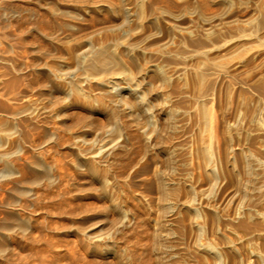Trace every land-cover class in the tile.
<instances>
[{
	"label": "rangeland",
	"instance_id": "1",
	"mask_svg": "<svg viewBox=\"0 0 264 264\" xmlns=\"http://www.w3.org/2000/svg\"><path fill=\"white\" fill-rule=\"evenodd\" d=\"M2 1L10 0H0V2ZM209 3L212 5L210 6ZM208 5L210 8H208ZM222 8L219 3L216 4V2L209 1L204 7L205 12H208L207 14L209 15L219 12ZM210 9L211 11H209ZM214 10L216 11L214 12ZM211 12L212 14H210ZM228 12L220 21L218 17H213L214 19H211L210 22H204L199 19H195V22H187V24L193 26L197 25L195 28H199L197 30L201 33L207 27H212L210 29L212 31L211 35L201 40L200 44H195L197 48L193 45L195 51L193 48H191L193 51L190 49L191 45L186 44V47L184 44L187 50L184 48L183 54H177L183 61L176 57L177 59L174 58L166 62L169 67L172 64H179L183 67L176 85L184 91L182 94L185 95L176 106L178 109L176 117L178 118L179 116L178 119L181 121L179 122L176 119L178 122L176 121L175 129L177 127L178 129L177 131L174 129L167 132L172 140L167 138V143L165 141L164 143L168 145H161L163 148L168 147L166 149L170 157L169 160H171L168 163H166L167 160L165 159L166 150L164 151L163 148V150L161 148L158 150L159 147L151 146L153 142V139H151L153 137L152 132H145L142 128L139 129L135 123L127 120V116H123V120H126H124L125 122L123 121V124L128 121L129 126L127 125V129L128 132L132 133H127V129L124 127L126 135L130 136V138L127 136V139L132 142L131 144L130 142L128 143V140L126 142V162L124 156V159L123 157L121 159L118 158L119 161L122 160L124 162L120 161L121 165L118 159V163L114 160L112 164L115 165V169L112 164V166H107L105 162L102 163L106 166L105 169L107 168V171L108 167H110V171L107 172L105 170V174L108 175H105V178H107L109 188L106 187L104 189L98 184L95 185L96 183L86 180L87 172L80 171V169L77 171L78 168L74 164H70L72 155L68 146L62 143H69L73 137L72 134L67 133L70 129L68 130L61 125L58 119L53 118L56 121L53 122L51 120L52 117L43 119V116H40V118L38 117V122H34V125L36 124L35 128L34 125L33 127L31 125L28 126L30 128L27 127L29 133L25 131L26 136L20 137L23 139H20L21 144L24 143V145H21L23 149L19 153L20 158L18 156L17 160V158L13 157L12 160L21 163L23 160L20 159H22L24 154V156H30L37 152H42L48 161H52L53 158H55L53 161H56L57 158L58 165L57 162H54V171L56 169L55 172L57 174L61 171V175L56 181L57 183L60 182L61 185L60 183H56L57 186L54 183L53 186L52 184H49L50 186L32 184L33 192H36V195H31L33 197L31 198L30 196L28 199L29 195H26V193L23 194L16 190L15 195V190L12 191L13 193L8 192L10 188L14 187L10 177L0 178V200H2L0 201V208L3 210H0V214L3 212L0 215L2 216L0 217V224H2L3 219L8 220L9 215L5 214L7 208L17 212L21 211L18 212L19 217H31L30 221L32 224H30L32 226L31 229H29L30 227L28 228L30 231L25 230V232L14 229L15 227H12V225L9 229H12L13 232L2 227L3 230H0V236L6 229V232H9L7 235L0 237V243L3 237L5 241L2 239V242H4L1 243L2 246L9 248L5 250V256L0 253L1 264H264V168H262L264 167V0H232V5ZM62 17L61 15L53 16L58 22L61 20L63 32L66 34L67 29L62 23L66 17ZM13 20L10 19V23L14 24L15 22L18 25ZM9 21H3L0 24V38L3 39H0V55L2 57H8V54L11 55L9 60L0 59V85L2 80L8 79L7 77L10 78L12 74L14 76L19 75V73L14 74L16 71L19 72L16 67V62H19L18 59L32 66V63L29 62H33L32 58L35 56L34 51L28 48L29 44H26V40L22 41L25 33L15 24L10 25ZM89 23V21L85 23L78 33L82 34L88 31L91 24ZM61 34L64 37V34L60 32ZM63 37L60 36L62 38L60 39L58 35V40L55 39L58 47L57 50H54V56H59L58 52L59 54L61 53L62 43H66L65 39H69L66 36L63 39ZM17 40H20L21 44ZM4 41L8 42L5 43ZM203 43L205 44L202 45ZM11 44H14L12 49L10 48ZM173 45L175 44L173 43ZM3 47L10 48V50ZM1 49H4V51L2 50L3 53ZM20 51L25 55L22 56ZM16 53L19 56L21 54L23 58H19ZM12 54H14L13 58ZM52 57H47V62L54 60L55 57L53 59ZM13 59H16V61ZM28 59L31 60L29 61ZM57 59L60 58L56 57L55 60ZM12 61L15 62V67ZM10 67H12V71H10ZM13 68H15L14 72ZM29 69L23 73V75L27 72L28 74L22 76L26 83L32 76L29 74L34 73V71H31L32 69ZM196 74L198 75L196 76ZM25 77H28V79ZM21 79L19 82L21 81L20 84L22 86ZM3 87L2 83L0 86V94L2 93L0 95L2 96V99L0 97V117L6 113L9 105L13 104L11 102H14V100L10 101L9 99L6 102V94L3 95L4 92L1 90ZM34 91H37L36 87L32 91V95ZM11 95L12 93H9V97ZM37 95H39L38 91L34 94V98L35 96L38 97ZM41 96L40 94V97H38L40 99V101L38 100V103L40 102L39 105L48 101L47 97H45L46 95ZM257 96L261 105L259 106L256 119L249 122L248 114L251 113L254 99ZM42 98H45V101ZM19 100L21 101V99H18L16 102ZM4 103L9 105H3ZM4 107H7L6 110ZM41 120L49 122L47 124L50 129L57 131V136L49 143H43L40 148L38 147V150L37 145H41L42 138L40 137L43 136ZM39 121L41 122L39 123ZM37 124L40 128L39 126L37 127ZM57 127H62L60 131L64 132L60 133ZM38 128L42 133L40 135ZM30 129L33 130L30 131ZM245 130H248L250 135L247 138L248 140L244 142L242 135ZM146 133L150 136L146 137ZM30 137L34 140L30 139L28 141ZM165 137L168 136L165 135ZM26 139L28 140L26 141ZM56 139L57 145L54 143ZM49 144L57 146V149ZM32 147L34 152L31 149ZM42 147H44L45 152L47 150L50 154L53 151L55 153L52 152L54 156L51 154L53 156L51 157L48 153L46 157L45 154L47 152L44 153ZM60 149L61 151H59ZM65 149L67 150L66 152ZM247 150L251 156L261 161L262 166L260 164V167L257 166V169L255 168L256 182L249 183L250 187L246 185L242 188L240 187L242 186L241 183L245 182L248 177L243 160V154ZM57 153L63 154L58 155ZM65 155L71 156L66 158ZM68 161L70 162L68 163ZM165 163L169 165L167 166ZM16 165L19 164L16 163ZM118 165L120 169L117 168ZM21 167L22 164H20V167L18 166L20 171L17 178L19 177L26 181L22 184L18 183V188H26L30 183H27L30 179V171L22 167L23 171ZM58 167L60 170L57 169ZM115 170L118 179L115 175L116 173H114ZM159 174H162L164 178L166 177V190L170 186L167 192L169 191V197L172 198L169 199L170 203L168 201L169 204L167 206L163 205L160 199V189L158 182L156 183L158 180L156 177ZM75 176H78V178H75ZM111 177L115 179L116 184H118L117 187ZM71 179L74 180L72 181ZM80 181L85 183L83 182V184ZM88 181L90 183H87ZM70 182L72 183L71 185ZM80 183L84 186L80 185ZM109 183H113L110 184L111 187ZM76 185L82 187L79 189ZM7 186L8 190H5ZM47 187H50L49 190ZM107 189L109 190L107 191ZM112 189L113 191H111ZM247 189H249V192H247ZM91 190L94 191L92 192ZM105 190L106 192H104ZM5 191L10 195L12 194L10 201L12 200L13 205L9 204L8 206L4 202L8 201L10 197L6 195ZM110 193L114 199L110 197ZM26 196L28 200H31L29 201L30 203L32 202L31 204L28 200L25 202ZM105 196L106 198L109 197L108 200L104 198ZM119 207L120 209H118ZM26 209L27 212L25 211ZM103 209L107 215H104V212H99L103 211ZM75 210H77V213ZM92 213L93 215H91ZM116 226H119V228ZM87 229L89 230L86 232ZM24 233L27 235L25 234L24 236ZM15 235L16 237H14ZM90 236L92 239L89 238ZM99 236L102 237L100 238ZM113 238L116 239L114 240ZM90 241L91 243H89ZM93 243L97 246L92 245ZM108 243L114 244L107 245ZM13 245L14 247L17 245L15 250H13ZM7 252H10V255ZM119 259L122 261L120 262Z\"/></svg>",
	"mask_w": 264,
	"mask_h": 264
},
{
	"label": "bare ground",
	"instance_id": "2",
	"mask_svg": "<svg viewBox=\"0 0 264 264\" xmlns=\"http://www.w3.org/2000/svg\"><path fill=\"white\" fill-rule=\"evenodd\" d=\"M13 1L10 0V1L0 2V24H2L3 21H6V20L9 21L10 19L12 20L14 19L18 24L16 25V23L14 22L15 26L20 27L22 32L25 33V35L22 37V41L26 40L25 41L26 44L27 45L29 44L28 48L34 51L33 53L35 56L34 58H32L33 62L30 61L31 59L30 60L28 59L30 61L29 63H32V66L18 59L19 62H16L17 63L16 67H17V70H19V72L18 71L14 72L15 68H13V72L14 74L19 73V75L14 76L11 73L12 76H10L11 75L10 74L9 75L10 78L7 77L8 79H4V81L2 80L3 82L1 81V85L3 83V86H4L1 90H3L4 92L3 95L6 94V102H8L7 101L8 99L10 101L14 100V102L13 101L11 102L14 105L13 104L9 105L8 103H6L9 105V107L8 108L4 107V108L5 110L6 108L8 110L6 111L4 115L2 114L3 115L2 117H0V178L10 177V179H12V182L8 180L7 181L11 182L12 186L14 187L12 186H11L12 188L9 187L10 191L8 192H12L13 190H15L14 191L15 195H16V190L23 194L26 193V195H29L28 199L31 195H36L35 194L36 192H33L34 190H33L32 184H36V185L39 184V186L41 184H46L45 186L47 185L50 186L49 184H52L53 186V183H54V185L57 186V184L60 183V182L57 183L56 181H58L59 175H61L60 173L61 171L59 172L60 174L59 173L57 174L55 172L56 169L54 171V162L58 161L57 158H56V161H53L55 160V158L53 159L50 158L52 159L53 161L52 162L51 160L48 161L43 156L44 154L42 152H37L33 154L30 153L32 154L30 156H24L25 154L23 152L24 155L22 154L23 157L22 159H20V160H23L22 162L20 161L21 163H18L17 161L15 162L14 160H12L13 157L17 158L19 156L20 151L23 149L21 145L22 144L24 145V143L21 144L20 137L26 136L25 131H27L26 133H29L27 130V127L30 125L33 127L34 122L35 123L38 122V117L40 118V116H43V119L47 117L49 118L52 117L51 120H53V122H56L54 121L53 118L58 119V122H60L61 125H63L66 129L71 130V132H69L70 131L69 130L67 133L72 134V137H73L72 141L69 142L67 139L69 143L67 144L62 143L63 145L68 146L70 154L72 155L71 159L73 163L71 162L70 164L71 165L74 164L78 168L77 171L80 169V171L83 170L84 172H87L88 176H86L85 179L89 180L90 182H94V184L96 183L95 185L98 184L100 187L104 189H106V187L109 188V186L107 184V180H106L107 178H105L106 176H108L105 174V170L107 171V168L105 169L106 166L103 165L102 163L105 162L107 166H112L113 165L112 163H114V160H116V163H118L117 162L118 158L121 159L123 156L124 157L126 156L125 155L127 151L126 142L127 140H128V143L130 142V144L132 142L130 139H127L128 137L130 138V136L126 135V132L129 134L131 133L130 131L128 132V129H127V125L129 126V122H128L129 120L131 123L132 122L135 123V125L139 127V129L142 128L145 132L147 131L152 132L153 137H151V139H153V142L151 140L152 142L151 146L155 145L156 147H159L158 150L160 148L162 149L163 147H161V145L165 144L164 141L166 142L170 138L169 137L170 134L167 132L174 130L176 123L179 121L178 119L179 116L178 118L176 117V113H178L177 112L178 109L176 106L178 105L181 98H184L185 96L182 94L184 91L182 89H179L178 86L176 85L177 79L181 75L180 73L183 67L179 64L178 65L172 64L171 67H169L168 65H166V62H169L170 60L176 57L179 58L177 54L184 52V50L186 49L185 48L186 44H189L192 46L190 47V49L191 48L194 49V47L199 42H201V40H204L211 35L212 31L210 29L212 27L211 28L207 27L205 31L201 33L200 31L197 30L199 28L197 29L195 28V26L197 27V25L193 26V25L187 24V22L189 23L195 22V19H199L204 22H210L211 19H214L215 17H218L220 21V19L225 14H227L228 10L230 9L232 5V0H207V1L206 0H17L14 2ZM208 1L216 2V4L219 3L221 7L223 8L219 10V12L214 13L213 15H209L207 14L208 12L206 13L204 9ZM210 6L208 8H210ZM209 11H211V9ZM215 11L216 10H214V12ZM210 14H212V12ZM54 15L55 16L61 15V17L62 16L66 17V19L62 22L63 25H65V28L67 29L66 34H64L63 32L64 30L62 29V24L60 22L61 20L59 22L57 21V19L55 20L53 18ZM88 21L91 23V24L89 23L90 29L88 28L89 27L88 26L87 27V29H89L88 31L82 34L78 33L82 29L84 24L87 23ZM10 22L11 21H9V23ZM14 24L10 23V25H14ZM201 26L203 25L201 24ZM60 32L64 34V37L65 36L66 38L69 37V39L68 38H67L68 40L65 39L66 43L64 42L62 43L63 46H61V50L59 49L61 53L59 54L58 52L59 56H54V50L55 49L57 50V47H58L55 41L58 40L57 38L58 35H59V38L60 36L63 37L62 34L60 35ZM10 39H13V38H10ZM4 42L7 43L8 41H4ZM173 43L175 45H173ZM19 44H21V41L19 42ZM204 44L205 43H203L202 45ZM2 45H3V42H2ZM4 45H7V44H4ZM11 45L12 46L10 48L12 49L14 44H11ZM3 48L10 50V48H5V47ZM4 49H1V51L2 50L4 51ZM20 53L22 52L20 51ZM13 55L14 54H12V58H13ZM16 55L19 56V54L17 53ZM23 55L25 54L22 53V56ZM184 55L186 56V54ZM10 56L11 55L9 54H8V57H5V56L2 57V55H0V59L9 60ZM20 56L19 58L22 59L23 57L22 56L20 57ZM51 56L55 57L54 60L47 62V57L49 58ZM56 57L60 59L55 60ZM179 59L180 61H183L181 57ZM14 61H16V59ZM14 61H12V63ZM177 63H182V62H177ZM14 67H15V62H14ZM10 68H11L10 71H12V67ZM29 68L32 69L31 71H34V73L32 72L34 76L32 73L29 74L32 76L26 83L22 76H25V74L26 75L28 74L27 72L23 75V73ZM197 75L198 74H196V76ZM28 77H25V78L28 79ZM20 79L22 80V83H23L22 86L20 84L21 81L19 82ZM35 87L37 88V91L39 92V95L37 96L40 97V94L42 95L41 97L46 95L45 97H47L48 101H45V98H42L43 101L45 102H42V104L39 105L40 102L38 103V100L40 101V99H38V97L36 96L34 98V94L37 91L36 92L34 91L35 93L33 92V95H32V91L34 90ZM9 93H12L11 97H9ZM0 95H2V93ZM0 97L2 99V96ZM18 99H21V101L19 100L20 102L18 101L19 103L16 102ZM6 104L4 103L3 105H6ZM260 105L261 104L259 103V98L257 96L254 99L253 108L251 110V113L249 112L250 114H248L249 122L254 121L256 119ZM123 116H127L129 118V119L127 118L128 124L126 122L125 123L126 125L123 124L126 121L125 119H124L125 121L123 120L124 118ZM97 119L98 120L100 119L101 121L99 120L98 122ZM176 119H178V121ZM41 121H39V123L41 122L40 124L42 127L41 128L42 131L39 129L40 128V126L38 125L39 123L37 124V127L39 126L38 131L40 130L43 133V136L41 135L42 137H40L42 138L41 140L42 143L41 145L39 144L37 145L36 143H33L34 145H37V148L38 147L40 148V146H42L43 143H47V142L49 143L51 140L55 139V137L57 136V131L55 129H50L49 125L47 124L49 122H45L44 120H41ZM55 124L57 125V123ZM35 125H34V128H35ZM178 126L180 125L178 124ZM124 127L125 129H127L126 132H125ZM57 128L60 131V128L59 127ZM177 129L175 130L177 131ZM31 130L33 129H30V131ZM35 132H33V134H35ZM41 132L39 133V135L42 134ZM61 132L62 131H60V133ZM141 133L143 132L141 131ZM165 135L168 137H165ZM249 135H250L249 131L245 130L242 135V140L244 142L245 140H248L247 138L249 137ZM149 136L150 135L148 134L146 137H149ZM28 137H25V138H28ZM30 139L32 140L33 138L30 137L29 140L26 139V141L27 140L30 141ZM57 139H59V137H57ZM57 139L55 140L54 143H56ZM170 140H172V138H170ZM168 142L170 143V141ZM51 144L53 143L51 142ZM130 146L132 147V145ZM33 147L31 148L32 150H33ZM43 148L44 147H42V150H44ZM166 148L168 149V147ZM166 148L164 147L163 149L164 151L166 150L165 159L167 160V162L166 161L165 162L168 163L171 160H169L170 157H169V154ZM55 149H57V146H55ZM61 149L59 151H61ZM50 150H54V149H50ZM66 151L67 150L65 149V152ZM46 152L44 150V153L47 154V155L45 154V156L47 157L49 152L47 150ZM52 152L53 151H51V154ZM51 154L49 153L50 156ZM62 154L60 153L58 155H62ZM71 155H69V157ZM243 155H244L243 156L244 168H245V172L248 174L247 175L248 177L246 178L245 182L242 181L243 182L241 183L242 186H240L242 188L246 185L248 187L249 183L252 184V182H256L255 180L257 176H256L255 168L257 166L260 167V164H261V161L251 156V154L248 153V150ZM67 157L68 156H66V158ZM18 158H20V156ZM126 160L127 158L125 159V162ZM69 162L70 161H68V163ZM16 163L19 165H16ZM20 164H22V167L25 170L30 171V177H29L30 179L29 181H27V183L28 182L30 183L26 186V188H23V187L18 188L19 187L18 183L22 184L23 182L26 181V180L23 181L19 177L17 178V175L20 171V169H18V166L20 167ZM57 165H58V162H57ZM120 165H121V162H120ZM114 166L115 165H113V168ZM22 167L21 169H23ZM119 167L120 166L118 165L117 168ZM109 168L110 167H108V171H110ZM121 168L123 167L121 166ZM57 169L60 170L59 167ZM114 173H116V170L114 171ZM115 175L117 176V173ZM76 177L78 178V176H75V178ZM112 177H115V176H112ZM112 177L111 179L115 181V179H113ZM156 178L158 179L156 183L158 182V186L160 189L159 195H160V199L162 200L161 201L159 199V201H161L163 205L167 206V204L170 203L169 199L172 198V197L171 198L169 197V191L167 192L170 186H168L169 188L166 190V187H167L166 179H165L166 177L164 178L162 174H159ZM117 179H118V176H117ZM71 180L73 181L74 179H71ZM89 181L87 183H90ZM71 182H70V185L73 183ZM113 183H109V185ZM115 184H116V181H115ZM80 185L82 184L80 183ZM80 185L77 186V188L80 189V187L84 186V185L82 186ZM117 185L118 184H116V187ZM85 186H88V185H85ZM240 187L238 186V188ZM6 188L5 190H8V186ZM108 190L109 189H107V191ZM248 190L249 189H247V192H249ZM111 191H113V189ZM5 192L7 193V194L5 193L6 195L10 196L8 201H4L6 205L9 206V204L13 203L11 202L12 200L10 201L12 194L11 195L8 194L7 191ZM104 192H106V190ZM99 193H102V192H99ZM111 193H110L111 195L110 197L114 199ZM17 194L20 195V193L18 192ZM23 196L24 195H22V197ZM32 197L33 196H31V198ZM104 198H106V196ZM108 198L106 199L108 200ZM28 199L26 196L25 202H27ZM29 201L31 200H28V202ZM119 206L121 207L120 204ZM120 207L118 209H120ZM0 210L2 209L0 208ZM6 210L7 212L5 211L6 212L5 214L9 215L8 220L6 221V219H3L2 224H0L1 226L0 230H3L2 227L9 229L11 228V225L12 227H15L14 229H17L20 232H25V230H28L29 227H30L29 229H31L32 227L30 226L31 217L30 218L26 216L19 217L18 212H21V211L17 212L15 210H11V208H7ZM25 211L27 212V209ZM75 212L77 213V210H75ZM99 212L103 213L104 209L103 211H99ZM2 213L3 212H1V214ZM91 215H93V213ZM104 215H107V214H105L104 212ZM117 225H119V223H117ZM119 226H116V227L119 228ZM6 230L2 232L3 235L1 234V236L7 235L9 231L6 232ZM9 230H12V229H9ZM88 230L89 229H87L86 232ZM26 233H24V236ZM112 236H114V234H112ZM14 237H16V235ZM14 237L12 236V238ZM89 238H91V236ZM2 239L3 237L1 238V243H4L2 242ZM113 239L112 241H114L116 238L114 240ZM14 240H17V239H14ZM1 243H0V253L1 255H3L5 250H7L9 247L6 248L2 246ZM89 243H91V241ZM109 244L110 243H108L107 245ZM113 244H110V245H113ZM92 245H95V244L93 243ZM107 245L105 244V246ZM12 247H14V245ZM15 247L13 250H15ZM7 254L10 255V252H7ZM119 260L120 262L122 261L121 259Z\"/></svg>",
	"mask_w": 264,
	"mask_h": 264
}]
</instances>
